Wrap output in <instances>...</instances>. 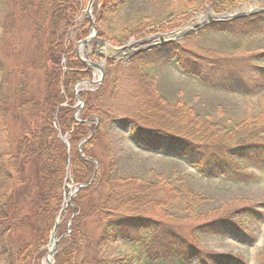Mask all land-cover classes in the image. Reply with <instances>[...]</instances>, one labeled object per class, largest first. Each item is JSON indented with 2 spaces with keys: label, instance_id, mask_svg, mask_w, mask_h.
Listing matches in <instances>:
<instances>
[{
  "label": "trees",
  "instance_id": "trees-1",
  "mask_svg": "<svg viewBox=\"0 0 264 264\" xmlns=\"http://www.w3.org/2000/svg\"><path fill=\"white\" fill-rule=\"evenodd\" d=\"M38 1L43 9L42 17L38 21L27 20L31 40L45 29L48 35L38 41V54L26 66L41 71V88L34 93L31 86L25 92L28 81L20 80L17 89L7 82L6 90L0 82V264H41L44 246L63 207L68 157L73 182L85 187L72 198L62 216L64 223L57 233L66 236L58 243L54 264H241L235 256L207 254L194 247L186 252L177 249L185 242V231L193 240L206 235L233 236L240 242L253 243L254 230L252 225H245L243 218H253V225L257 218L261 221V212L255 211V205L261 204L246 202L229 210L204 211L205 198L177 171L172 176L163 172L149 177L121 174L113 133L128 131L132 141L143 149L160 148L171 158H185L182 166L191 167L201 177L242 181L256 177L248 172L251 167L264 173L261 141L264 127L249 119L251 116L231 126H222L209 116L196 122L195 116L190 121L187 118V123L181 126L166 128L143 124L133 116L118 119L121 110L115 104L113 85L110 94L106 86L89 95L80 93L85 112L80 122L75 121L73 88L86 76L71 60L74 57L78 62L75 46L88 30L75 32L72 38L70 30L78 23H86L82 19L77 21L82 3L80 0ZM124 1L102 0V7L107 2L110 12L116 11ZM238 1L219 0L221 6L215 7L216 11L229 10ZM2 9L10 12V5L0 0V58L8 41L4 34L8 27H13L6 23ZM256 18L238 23L244 21L245 27L261 31L264 19L261 18L260 26ZM214 27L224 31L233 29L235 24L219 23ZM19 40L12 43L18 45ZM174 48L179 56L185 55V50ZM168 49L164 46L139 54L131 64L137 59L144 63L143 67L160 60L171 63L175 60L170 58ZM220 63L193 68V61L185 57L178 68L212 89L243 92L247 77L243 69L233 71L228 63ZM118 68L124 70V66ZM8 74L5 71L3 79ZM65 101L67 105L63 107ZM8 105H18L8 109L17 110L19 115L7 113ZM91 226L96 233L89 232ZM145 237H155L172 252L161 254L157 250L162 248L157 247L156 251L146 253L105 257L120 243L136 250L139 239ZM153 252L159 254L158 258L153 257Z\"/></svg>",
  "mask_w": 264,
  "mask_h": 264
},
{
  "label": "rangeland",
  "instance_id": "rangeland-1",
  "mask_svg": "<svg viewBox=\"0 0 264 264\" xmlns=\"http://www.w3.org/2000/svg\"><path fill=\"white\" fill-rule=\"evenodd\" d=\"M80 1L83 8L77 21L82 19L83 23H86L83 25L78 23L71 28L70 38L74 35L73 33H78L84 28L88 31L75 46L74 56L79 63L74 60V57L71 60L77 64L78 71L84 72L83 74L86 76L82 80L83 83L80 81L73 88L72 108L75 121L77 119L82 120L85 112V102L79 97L80 93L89 95L106 86L110 94L113 85L115 104L121 110V115L116 116L118 119H130L133 116L143 124L166 128V126H181L187 123V118L190 121L195 116L197 117L196 122L209 116L222 126L251 116L253 118L249 119L255 120L258 125H261V128L264 127V24L261 31H258V29L255 30L249 26L245 27L244 21L238 23V20L257 17L256 19H259L257 24L261 26V18L264 19V0H240L229 10L221 9L218 11L215 7L221 6L219 0H125L116 11L113 9L112 12L107 7V2L102 7V0H97L88 16L92 25L86 16L89 0ZM202 1L203 3H201ZM3 2H7L8 6L10 5V12L8 10L5 12L2 9L4 11L3 18H5L6 23H10L9 26L13 24V27L12 29L8 27L4 34L8 41L4 45V51L0 58L2 88H5V84L9 82L17 89L19 86L17 83L20 80H26L28 86L25 83L26 89L24 91L26 92L27 88L30 89L32 86L35 93L41 88V71L35 66L30 68L26 64L35 59L39 51L37 43L48 33L45 29L38 38L32 41L29 21H38L42 17L43 9L38 0H3ZM97 9H99L98 13H96ZM225 12L232 15L242 14L243 16L205 26L202 23L206 21V18L200 23L196 20L198 15L219 16ZM219 23L235 24V27L220 31L214 27ZM240 25L244 26L239 28ZM93 26L96 29V36L79 50V54L83 58L82 61L78 56L79 42L93 33ZM173 33L180 35L175 38L168 37ZM147 38L155 41L142 49L152 46L146 51L150 53L164 46L169 47V56L175 61L166 63L167 60H160L159 63L154 65L152 63V65L143 67L144 63L139 59L136 63L131 64L133 57L142 55L140 51L142 49L133 50V53L139 52L137 54L130 53L127 55L128 57L121 56L120 58L115 57L111 52H107L109 48L120 50L124 46L137 44ZM160 39L171 40V42L160 46ZM14 40H19V44L12 43ZM174 47L185 50V55L180 54L179 56ZM132 54L133 56L130 57ZM185 57L193 61V68L219 61L220 64L228 63L229 68L233 71L243 69L244 75H247L243 92L212 89L196 78L189 76L178 68ZM93 65L97 67H93ZM117 66H124V70L116 69ZM5 71H8L9 74L3 79ZM99 75L102 77L100 83H97ZM66 105L67 102L65 101L63 107ZM17 106L8 105L7 113L19 115L17 110L8 109ZM186 106L192 111L188 110ZM135 112L136 115L133 114ZM188 113H191L192 116ZM127 132L123 130L119 135H116V132L113 133L112 143L118 163L117 167L121 174L149 177L156 172L158 174L163 172L167 176H172L175 175L174 171H177V175L185 176L190 187L205 198L204 204H202L204 211H214L220 208H224L221 209L222 211L229 210L235 206L244 205L246 202L261 204V206L255 205V211L261 212V221L257 218V223L253 221V225L251 224L253 218H243L245 225H252L251 228L254 230L252 232L253 244L240 242L233 236L206 235L198 236L197 240H193L185 231L183 238L185 242L177 251L186 252L187 249L191 250L194 247L207 254L235 256L242 261L241 264H264L263 170L260 171L257 167H251L248 172L251 175L254 173L256 177L242 181L204 178L191 167L182 166L186 161L185 158H171L168 153L160 148L143 149L132 141ZM261 141L264 142V133L261 134ZM261 166H263L262 163ZM64 184L69 187L73 186L72 188L77 185L70 175L67 176V181ZM68 192V189H64L63 201L67 200ZM62 216L59 219L57 230L59 226H63ZM180 227L182 231L185 230L182 226ZM94 231L95 229L91 226L89 232L94 234L96 233ZM64 236L66 235L59 236L56 231L55 237L58 240L56 252L58 243ZM49 238L48 243L44 246L43 258L48 253ZM137 244L138 249L135 250V248L120 243L115 247V250L105 257L126 256L130 253L136 254L138 251L146 253L156 251L155 248L157 247L162 248L157 250L161 254L172 252V249L162 247V242L155 237L139 239ZM163 250L166 253H162ZM153 253H155L153 257L158 258L159 254ZM54 257H51L52 264H54Z\"/></svg>",
  "mask_w": 264,
  "mask_h": 264
},
{
  "label": "water",
  "instance_id": "water-1",
  "mask_svg": "<svg viewBox=\"0 0 264 264\" xmlns=\"http://www.w3.org/2000/svg\"><path fill=\"white\" fill-rule=\"evenodd\" d=\"M94 1H96V0H89V2H88V4H87V8H86V16H87V18H88V20H89V22H91V20H90V18L88 17L89 16V14H90V12H91V7H92V4H93V2ZM243 15L242 14H230L229 12H225V13H223L222 15H219V16H215V15H207L206 16V21L205 22H203L202 23V25L203 26H205V25H207V24H213V23H218V22H223V21H229V20H232V19H235V18H239V17H242ZM91 25H92V22H91ZM96 36V29H95V27L93 26V33H91L90 35H89V37L88 38H86L85 40H83L82 42H81V44H80V46L79 47H83V46H86V44L92 39V38H94ZM160 43H159V45L160 46H163L164 44H167V43H170L171 42V40H167V41H164L163 39H160V41H159ZM99 44H101V42H99ZM158 45V46H159ZM157 46V45H156ZM150 48H152V46L151 47H149V48H147V49H142V50H140L141 52H146V51H148ZM123 49V48H122ZM122 49H120V50H122ZM112 48H109V50L107 51V52H111V54L113 53L112 52ZM120 50L119 51H115V53L116 54H119V52H120ZM121 53V52H120ZM137 53H139V52H134L133 54H137ZM133 54L130 56V57H132L133 56ZM78 56H79V58L83 61V58H81V55L79 54V50H78ZM111 57V56H110ZM128 57V56H127ZM99 64H101V63H99ZM102 65V64H101ZM93 67H97V66H94L93 65ZM101 77H102V75H100V77H99V81L97 82V83H100V80H101ZM86 141V140H85ZM69 159L67 160V170H66V175H68V173H69ZM84 185H77V186H75V188L73 189L72 188V186L71 187H69V186H67L66 184H65V188H68V190H69V193H68V196H67V200L65 201V205H68V204H70V200H71V198L78 192V190L80 189V188H82ZM71 189H72V192H70L71 191ZM63 211H64V207L61 209V211L59 212V214H58V216H57V219H56V222H55V224H54V227H53V230H52V234L50 235V238H49V244H48V253H47V255L43 258V264H52L51 263V257H53L54 255H55V253H56V244H57V242H58V240L56 239V237H55V233H56V231H57V227H58V223H59V219H60V217H61V215H62V213H63Z\"/></svg>",
  "mask_w": 264,
  "mask_h": 264
},
{
  "label": "bare ground",
  "instance_id": "bare-ground-1",
  "mask_svg": "<svg viewBox=\"0 0 264 264\" xmlns=\"http://www.w3.org/2000/svg\"><path fill=\"white\" fill-rule=\"evenodd\" d=\"M205 18H206L205 15H198L196 17V20H197L198 23H200ZM179 35H180L179 33H173V34H170L168 37L175 38V37H178ZM154 41L155 40H153L151 38H147L145 41L139 42L137 44H132L131 46L130 45L124 46V48L122 50H120L121 53L119 52V54H116L115 53V51H119V49H114V50H112V52H113L112 54H114V56L117 57V58H120L121 56H127L130 53H133V50H135V49H142L143 47L144 48L145 47H148L149 45L153 44Z\"/></svg>",
  "mask_w": 264,
  "mask_h": 264
}]
</instances>
